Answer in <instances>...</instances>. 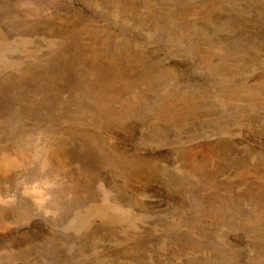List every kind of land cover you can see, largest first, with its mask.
Masks as SVG:
<instances>
[{
  "label": "rangeland",
  "instance_id": "obj_1",
  "mask_svg": "<svg viewBox=\"0 0 264 264\" xmlns=\"http://www.w3.org/2000/svg\"><path fill=\"white\" fill-rule=\"evenodd\" d=\"M0 264H264V0H0Z\"/></svg>",
  "mask_w": 264,
  "mask_h": 264
},
{
  "label": "bare ground",
  "instance_id": "obj_2",
  "mask_svg": "<svg viewBox=\"0 0 264 264\" xmlns=\"http://www.w3.org/2000/svg\"><path fill=\"white\" fill-rule=\"evenodd\" d=\"M122 4H123V3H122ZM102 6H103V5H102ZM114 10H115V8H114ZM146 11H147V10H146ZM115 12H116V10H115ZM112 13H113V11H112ZM102 14H103V13H102ZM116 14H117V13H116ZM116 14H115V15H116ZM165 25H166V24H165ZM169 40H170V39H169ZM253 225H254V224H253ZM254 226H255V225H254ZM254 226H253V227H254ZM250 227H251V226H250Z\"/></svg>",
  "mask_w": 264,
  "mask_h": 264
}]
</instances>
